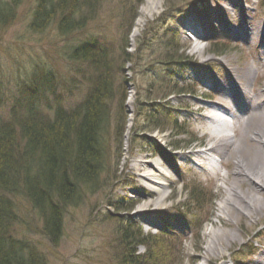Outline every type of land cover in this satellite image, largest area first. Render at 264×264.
Returning <instances> with one entry per match:
<instances>
[{
	"label": "rangeland",
	"instance_id": "obj_1",
	"mask_svg": "<svg viewBox=\"0 0 264 264\" xmlns=\"http://www.w3.org/2000/svg\"><path fill=\"white\" fill-rule=\"evenodd\" d=\"M0 1L6 3L12 0ZM36 1L19 0L18 6L13 5L14 17L4 24L0 23V73L6 84L3 93L7 98L0 114L9 113L14 96L27 86H33L32 79L40 70L48 69L67 76L72 69L67 55L69 45L73 42L79 45V38L86 36L98 41L110 52L115 66L126 64V99L122 106V96L113 99L110 135L115 134L119 108L128 125L131 124L127 135L125 132L123 136L120 149H112V172L107 184L101 192L88 198L82 207L74 212L71 210L66 216L62 241L47 249L49 264H121V242L117 238L128 222L136 224L145 235L161 228L171 231L170 240L163 242L160 239L163 242L162 252L156 253L161 258L160 264H255L262 261L264 253L253 256L251 251L259 245L264 248V192L254 188L257 185L254 181H244L237 176L235 167L238 160L232 156L226 157L228 162L221 164L222 171L215 170L209 167L211 163L199 158L197 152L190 155L197 148L187 149L184 146L191 136L199 138L205 147L211 145V136L206 128L209 122L206 108L210 101L206 100V96L220 97L215 84L212 86L213 81L223 87L231 86V68L237 70L242 78L246 70L252 68L249 91L254 89V92L259 87L264 89V70L257 69L262 55L261 47L256 45L260 43V34L257 36V29L256 40L250 42L246 38L248 32L241 29L245 26L255 33L253 24H264V5H260V0H204L199 3L198 0H151L159 6H152L151 2L147 4V0H106L97 7V15L86 24L84 32L68 36L52 26L43 32L30 29L28 21ZM189 2L192 4L186 5ZM216 2L227 4L229 15L226 17L233 28L225 25L219 31H212L210 36L195 38L187 26L189 19H200L203 14L210 21H221L214 10L218 6H211ZM150 7L153 9L149 10ZM154 7H157L155 11ZM209 7L213 8L211 12ZM140 17L143 22L139 33L132 36ZM174 35H177V46L185 51L187 64L173 65L177 57L168 59L164 54V42L160 40ZM217 41H225L222 45L229 47L222 56L211 53ZM127 43L129 48L126 52L130 60L123 61L122 47ZM72 76H69V83L71 86L75 84V87L72 86L69 93L62 96L67 98L65 101L71 99L79 103L86 95L88 83L79 79L78 75L70 80ZM119 78L123 82L125 77L120 75ZM171 79L193 90L192 93L179 94V88L169 95L173 81H167ZM39 84L42 91L47 89L45 83ZM52 103L57 105L58 102ZM48 111L52 112V109ZM152 112L153 117L157 116L160 120L162 129L149 131L154 126L149 122ZM258 114L248 120L249 126L254 131H264V115ZM226 116L227 123H231V116ZM252 129L238 135L233 130L225 132L227 139L230 135L236 136L242 170H249V173L264 166V152L261 153V147L252 141L255 138ZM183 131L192 135L182 134ZM142 154L149 157L142 158ZM213 155L212 160L219 158V154ZM140 158L144 162L152 160L155 164L161 163L159 167L169 174V180L160 179L163 186L139 182L132 161ZM102 178L106 176L102 175ZM229 181L237 185L232 191H228ZM140 183L142 186H139ZM150 186L158 190L147 196ZM194 186L209 200L202 205L203 211L197 212V224L193 225L199 228L197 234L191 229V222L179 211L185 207L196 212L198 207L192 204L188 195ZM118 199L125 200L126 206H132L129 211L113 207ZM237 207L247 214L238 213ZM138 210H146L144 214L153 217L158 225L140 220ZM206 210H209L208 215H205ZM213 241L223 247L219 245L216 254L209 251ZM42 244V241L39 242L41 249ZM137 250L141 254L148 252L146 245L139 246Z\"/></svg>",
	"mask_w": 264,
	"mask_h": 264
},
{
	"label": "trees",
	"instance_id": "obj_2",
	"mask_svg": "<svg viewBox=\"0 0 264 264\" xmlns=\"http://www.w3.org/2000/svg\"><path fill=\"white\" fill-rule=\"evenodd\" d=\"M18 1L12 0V4L0 1V23L14 17ZM104 1L37 0L29 27L33 32H43L52 26L65 36L84 32ZM91 41L89 46L69 45V49H76L74 53L82 58L77 73L79 79L91 83L84 99L74 104L76 107L59 109V105L52 103L61 101L60 95L63 98L68 85L55 81V72L43 69L32 79L33 86H27L14 96L9 113L0 114V264H48L39 242L26 241V230L38 231L53 245H58L64 236L66 216L102 190L112 172L111 153L107 156L105 151L112 124L113 99L122 96L121 106L126 99L125 84L119 80L120 75L124 77L126 64L115 66L110 52L99 46L98 41ZM162 41L168 59L183 58L181 48L173 39L164 37ZM128 48V43L122 47L123 61L130 57L126 52ZM225 50L223 45H215L211 51ZM45 81L50 85L42 91L39 83ZM5 86L0 73V108L7 99L3 93ZM170 87V93L179 89L177 85ZM153 115H149V122L154 124L149 130L162 129L160 120ZM125 120L119 108L114 125L119 146ZM175 127L178 128L177 123ZM195 141L194 138L185 146ZM188 195L198 207L196 212L209 201L195 186ZM113 207L125 211L132 206L120 201L113 203ZM163 235H145L133 223H126L117 238L121 242V264H160L161 258L156 253L162 252ZM138 245H146L147 254H138Z\"/></svg>",
	"mask_w": 264,
	"mask_h": 264
},
{
	"label": "bare ground",
	"instance_id": "obj_3",
	"mask_svg": "<svg viewBox=\"0 0 264 264\" xmlns=\"http://www.w3.org/2000/svg\"><path fill=\"white\" fill-rule=\"evenodd\" d=\"M149 2H151L150 4H152V6H159V4H155L152 3L151 0H147V4H149ZM230 2H233L232 0H230ZM149 4V5H150ZM154 4V5H153ZM148 5V6H149ZM154 7V10L155 11ZM153 7H150L149 10H152ZM216 13V17L222 21L221 19V11L220 9H215ZM227 11V7L225 6V13ZM143 18L140 17L137 20V24L135 25V27L133 28L132 31V36H135L139 33L140 30V26L143 22L142 20ZM197 19V18H196ZM203 17H200V19L197 20H202ZM223 22V21H222ZM224 23V22H223ZM254 25V30L255 33L250 32V29L242 26V32H248V36L246 37L247 39H250V42L255 41V34L257 31V36L259 35L258 41H260V47L262 48V55L260 56L258 63H259V67L257 68L259 69H263L264 70V24L260 25V24H253ZM187 26L190 28H193L194 30H196V33L200 36L199 34V29H195L196 27V23L192 20L189 19ZM204 25H202L203 28ZM209 26V25H208ZM207 26V27H208ZM223 27H225V24H223ZM198 28V27H196ZM80 34L76 35L78 38ZM201 38V37H200ZM80 42L79 44L81 45H91L93 42L87 38L86 36H81ZM76 42L71 43L70 45L72 47H77ZM99 44V43H98ZM94 46L97 47L96 44H94ZM100 46V45H99ZM102 47V46H101ZM195 49V48H194ZM107 51V49H106ZM74 52H76V49H68L67 51V55L69 56V62L72 66V69L70 70V73L67 76H62L61 74H59V72H56V76H55V81H59L61 82V84L64 85H68V89L65 88L66 90H64L63 94L69 93L70 88L73 86L70 85L69 83V76H72V72H73V76L72 78H70V80H72L73 78H77V73L80 69V63L82 62V58L80 56V54H75ZM78 52V51H77ZM108 52V51H107ZM130 60V59H128ZM127 60V61H128ZM249 71L246 70L245 74L243 75V78L238 75L237 70H233L231 68V72L232 75L234 76V78H236L239 81V85L236 88H233V90L229 87L226 86L223 87V85H221L220 83H215V86L218 88L219 92H220V97L217 99H211L209 100L210 103H208V107L206 108V110L209 112L208 114V120L209 122L207 123V130L209 132V135L211 136V140L212 143L210 146L206 147V150L204 151H200L198 152V155L201 158L204 159H210L213 155V153L215 154H219L221 156V164H225L228 161H226V157L232 156L233 158L237 159V165L235 167L236 171H237V176H239V178H242L244 181H254V183H256L257 185H254V188L261 191L262 193L264 192V166L261 165V168L258 171H250L249 170H242V162L240 160V148L239 145L237 143V139L236 136L234 135H230L227 139L226 137V130H233L237 135L242 132V131H246L249 129H252L249 126L248 120L251 119L252 116L258 114V116L264 115V89L262 90L260 87L257 88L254 92L249 91V84H250V76H251V72H252V68L248 69ZM256 71V69L254 70V72ZM124 72V81L123 83H127L126 80V74L127 71L123 70ZM46 86L50 85L48 81H45ZM88 89L91 87V83L88 82ZM75 87V84L74 86ZM62 93V92H61ZM64 99H60L61 101L57 103L58 108L59 109H69L70 106H73L74 101H70V100H66L67 98H65L63 96ZM69 99V98H68ZM232 103H234V107L232 106ZM73 107H76V105H74ZM200 108H203L202 106H200ZM245 114H248V117H245ZM226 115L231 116L232 117V121L231 123H227L226 124ZM54 121L56 120V117L52 118ZM125 125H124V131H123V136L127 135L128 129L131 127V124L128 125L127 122V118L125 116ZM131 122V121H130ZM216 123H218V125L216 126ZM252 133L254 134L255 138L252 139V141L257 145L261 147V153L264 152V131L260 130V131H254L253 129L251 130ZM114 132L116 134V128H114ZM144 132V131H142ZM141 132V133H142ZM115 136H109L108 138V148H107V152L105 151V154H107V156L112 152L113 147H117V149H120L119 143L116 139H114ZM106 156V157H107ZM142 158H146L149 157V155L147 154H142L141 156ZM134 162V169L137 170V174H138V181L139 182H143L144 184L148 185V182L154 186H163L164 184L160 181V179H166L169 180V174L166 173L163 169H160L159 165H161V163H153V161H149L146 160L145 162L140 159H133ZM216 164V162H214ZM213 165V164H211ZM224 177V181H225V175H223ZM137 181V182H138ZM230 182V187L228 188V191H232V188H235L237 185L235 183H233V181H229ZM142 186V183H140ZM158 188V187H157ZM262 188V189H261ZM158 189L150 186L147 190V196L151 195V194H155L157 192ZM245 198V197H243ZM222 208L224 209L225 207L222 206ZM140 209H146V208H140ZM238 213H241L243 215H246L247 213H244V211L240 208H236ZM146 212V210H138L137 211V215L140 217V220L143 221H149V224H154V225H158V222L156 220H154L153 217L149 216V215H145L144 213ZM191 229L195 230V234H197L199 232V228L195 227V226H190ZM34 232V233H33ZM65 234V232H64ZM150 234L152 235H159V234H164L163 237H161V239L164 240H170V238L172 237V233L170 231H157V232H151ZM26 241L27 240H31V241H35V242H43L42 244V249L39 245V248L41 249V251H43V254L46 255L47 260H48V264H49V255H48V248L51 247L53 248L54 246L52 245V243L50 241L47 240V238L42 234V233H38V231H33V229H27L26 230ZM37 237V238H36ZM64 237V236H63ZM38 239V240H35ZM63 239V238H62ZM62 241V240H61ZM60 244V243H59ZM58 244V245H59ZM222 247V244H217L215 241H213L210 244V249L209 251L216 254L218 246ZM139 246H145V245H138L137 249ZM223 248V247H222ZM148 251V248H147ZM138 253V250H137ZM141 254V253H138ZM147 254V253H142Z\"/></svg>",
	"mask_w": 264,
	"mask_h": 264
}]
</instances>
